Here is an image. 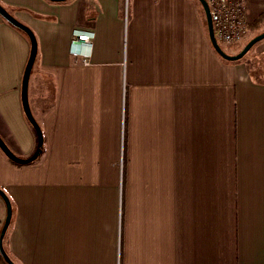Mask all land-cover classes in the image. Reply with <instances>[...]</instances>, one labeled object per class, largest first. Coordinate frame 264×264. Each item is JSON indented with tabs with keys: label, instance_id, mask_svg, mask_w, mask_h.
<instances>
[{
	"label": "crops",
	"instance_id": "obj_1",
	"mask_svg": "<svg viewBox=\"0 0 264 264\" xmlns=\"http://www.w3.org/2000/svg\"><path fill=\"white\" fill-rule=\"evenodd\" d=\"M250 25L264 0H243ZM33 32L42 154L0 151L14 264H264V70L212 48L197 0H0ZM94 32L89 64L73 29ZM28 37L0 17V138L36 150ZM6 215L0 198V230Z\"/></svg>",
	"mask_w": 264,
	"mask_h": 264
},
{
	"label": "water",
	"instance_id": "obj_2",
	"mask_svg": "<svg viewBox=\"0 0 264 264\" xmlns=\"http://www.w3.org/2000/svg\"><path fill=\"white\" fill-rule=\"evenodd\" d=\"M48 1L53 2V3H62L67 0H48ZM197 1L203 11L209 42L212 48L214 49V51L218 54V56L221 59L227 62L240 61L252 49V47L255 44H257L258 42L264 39V31H263L257 34L256 36H254L252 39H250L246 43V45L237 54L228 55L222 50V48L219 46V44L216 42L214 38L209 10H208L206 2L204 0H197ZM0 17L3 18L11 26L23 32L28 37L29 42H30V54L28 57L25 70H24V75H23L22 85H21V102H22V108H23L24 115L27 121L29 122V124L31 125V127L33 128V130L35 131L36 138H37V147H36L35 152L29 158H20V157H17L15 154H13L9 150V148L6 146L4 141L0 138L1 153L12 163L19 165V166H26L36 161V159L41 155L42 147H43L42 131L31 113L29 102H28V83H29L30 74H31V71H32V68H33V65L36 59L37 41L31 29L27 27L26 25L22 24L21 22H19L18 20H16L1 5H0ZM0 198L4 202L5 208H6V215H5L4 223L0 230V256L3 258L6 264H14L11 261V259L8 257V255L5 253L4 248H3V239L8 229V226L10 224L11 215H12L11 204H10V201L7 195L2 189H0Z\"/></svg>",
	"mask_w": 264,
	"mask_h": 264
},
{
	"label": "built area",
	"instance_id": "obj_3",
	"mask_svg": "<svg viewBox=\"0 0 264 264\" xmlns=\"http://www.w3.org/2000/svg\"><path fill=\"white\" fill-rule=\"evenodd\" d=\"M207 4L213 35L216 42L231 45L240 42L248 32L243 0H204ZM71 52L81 59L83 65L89 64L90 52L82 54L74 50L83 47L91 50L95 34L87 29H73L71 32Z\"/></svg>",
	"mask_w": 264,
	"mask_h": 264
},
{
	"label": "rangeland",
	"instance_id": "obj_4",
	"mask_svg": "<svg viewBox=\"0 0 264 264\" xmlns=\"http://www.w3.org/2000/svg\"><path fill=\"white\" fill-rule=\"evenodd\" d=\"M252 24L253 23L250 25ZM250 25H248L249 28L246 36L240 42L231 45L219 43V46L222 48V50L228 55H235L246 45L250 39L264 31L263 19L255 27H250ZM241 61H244L251 67H259L260 69L264 70V39L255 44L252 49L241 59Z\"/></svg>",
	"mask_w": 264,
	"mask_h": 264
},
{
	"label": "trees",
	"instance_id": "obj_5",
	"mask_svg": "<svg viewBox=\"0 0 264 264\" xmlns=\"http://www.w3.org/2000/svg\"><path fill=\"white\" fill-rule=\"evenodd\" d=\"M262 19L264 20V13L261 14L259 16V18L256 21H254L252 25H250V27H255L258 23L261 22ZM248 28H249V26H248ZM0 264H6L1 256H0Z\"/></svg>",
	"mask_w": 264,
	"mask_h": 264
}]
</instances>
